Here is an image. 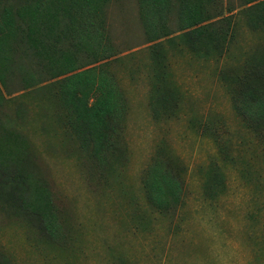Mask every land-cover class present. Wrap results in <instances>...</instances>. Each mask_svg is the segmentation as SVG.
Returning <instances> with one entry per match:
<instances>
[{
	"label": "rangeland",
	"instance_id": "1",
	"mask_svg": "<svg viewBox=\"0 0 264 264\" xmlns=\"http://www.w3.org/2000/svg\"><path fill=\"white\" fill-rule=\"evenodd\" d=\"M243 2L169 0L149 27L108 0L90 42L58 11L56 79L17 49L36 83L0 101V264H264V6Z\"/></svg>",
	"mask_w": 264,
	"mask_h": 264
},
{
	"label": "trees",
	"instance_id": "2",
	"mask_svg": "<svg viewBox=\"0 0 264 264\" xmlns=\"http://www.w3.org/2000/svg\"><path fill=\"white\" fill-rule=\"evenodd\" d=\"M13 1V0H11ZM108 0H15L11 3L10 0H0V101L4 100L5 95H12L24 90H28L35 86L32 78L28 73L14 70L15 63H17L15 54L18 48L24 47L27 55L34 54L39 58H46L48 64L53 63V72L49 78L56 79L70 73V62L61 61L59 58L47 55V49L44 43V38L52 34L53 25L57 24V13L68 14L71 13L74 23L79 21V17L83 21L76 29L83 32L87 39H80L81 42L86 40L90 42L92 37L88 28L92 26V16L97 15L101 6ZM193 1V0H192ZM210 1V0H207ZM244 5H250L248 10L261 8L264 6V0H243ZM143 10V20L145 25L152 26V23H160L159 12L164 11L169 4V0H138ZM252 4V5H251ZM3 6V7H2ZM182 14V15H181ZM181 19L184 23L183 28L189 29L200 25L207 21L206 10L202 7L190 11L189 7L185 6L181 9ZM200 27L192 31L199 30ZM95 30V29H94ZM182 30V29H181ZM47 31V35L46 32ZM97 50V49H94ZM108 49L102 47L99 53L106 55ZM79 74L74 76L77 77ZM18 79L16 80V78ZM15 78L22 84L21 90L19 88H12V82ZM68 79V78H67ZM13 89L11 92V90ZM102 107L85 106L82 113L87 117V120H93L98 125L101 123V118L106 114L107 105L101 103ZM88 113V115L86 114ZM99 128V127H98ZM4 149L9 150L8 147L1 145Z\"/></svg>",
	"mask_w": 264,
	"mask_h": 264
}]
</instances>
